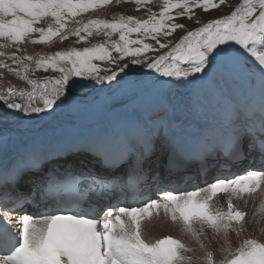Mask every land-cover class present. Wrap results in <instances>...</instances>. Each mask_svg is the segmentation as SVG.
<instances>
[{
	"label": "snow or ice",
	"instance_id": "obj_1",
	"mask_svg": "<svg viewBox=\"0 0 264 264\" xmlns=\"http://www.w3.org/2000/svg\"><path fill=\"white\" fill-rule=\"evenodd\" d=\"M149 2L135 0L137 5ZM111 3L0 0V38L5 41L0 48L18 46L35 33L39 36L32 43L47 44L56 37L67 39L64 33L70 20ZM225 4L226 0H163L159 13H151L146 19L123 14L111 20L89 19L69 33L78 37V42L86 41L94 32L105 37L118 34V40L108 41L110 47L99 43L41 56L35 60L36 69L60 73L58 78L43 83L28 80L25 75L30 65L24 61H32V56L12 53V64H22L23 72L3 61L0 68L28 80L32 89L17 91L9 86L7 94L0 92L4 106L0 123L15 122L21 116L31 119L32 114L51 115L65 105L78 106L76 93L95 87L94 81H114L123 94L135 91L139 82L126 80L125 69L143 65L145 54L156 50L145 39L151 38L159 48H165L167 45L158 37L170 36L185 27L174 22L177 16L193 19L195 9L207 13ZM174 9L180 11L173 15ZM46 18L52 23L36 26ZM133 33L139 38L132 39ZM113 52L118 55L114 57ZM125 57L131 58L129 63L110 75H101L107 69L97 61L115 64ZM146 67L154 70L148 85L152 107L137 111L130 125H109L90 137L79 150L91 159L82 160L79 169L71 162L65 167L72 177L70 185L60 186L49 175L45 196H50L52 202L45 196L37 202L35 193L26 195L20 190L25 173L40 170L42 146L18 147L15 133L0 130V264H193V256L188 253L194 249L181 239L169 235L155 240L144 237L143 224L161 214L179 224L201 249L204 244L199 241L205 229L223 233L226 238L229 233L238 236L244 231L247 213L234 200L246 202L248 197L264 193V168L216 178L191 191H162L154 199H148L145 192L149 182L160 184L180 166L187 168L199 162L203 169L209 158L221 154L226 162L240 161L245 156V142L248 151L258 152L264 163V0H241L230 14L187 31L174 47L148 61ZM241 73L258 75L259 103L250 96L246 104L237 106L220 91L210 94L213 85H223ZM49 83L52 87L47 86ZM14 95L27 96V101H13ZM37 96L42 106L35 105ZM178 103H186L198 119L187 124L174 122ZM129 126L133 129L131 136L126 132ZM162 163L164 177L160 174ZM57 169L53 165L49 172ZM26 182L38 184L35 179ZM68 191L71 195L65 196ZM218 194L227 196L226 211L212 207ZM93 195L96 201L115 198L118 202L130 199L141 203L120 207L105 204L106 211L98 219V207L90 202ZM26 204H35L37 211L29 212ZM260 211L264 212V204ZM5 212L15 214L18 231L13 230V221L3 215ZM228 251L219 264H264V242L258 239L245 238L234 251ZM201 259L203 264H216L211 251H205Z\"/></svg>",
	"mask_w": 264,
	"mask_h": 264
},
{
	"label": "rangeland",
	"instance_id": "obj_2",
	"mask_svg": "<svg viewBox=\"0 0 264 264\" xmlns=\"http://www.w3.org/2000/svg\"><path fill=\"white\" fill-rule=\"evenodd\" d=\"M241 0H226L225 5H221L219 9L209 11L207 13H204L200 9H195V17L193 19H188L187 16H177L175 19V23L178 24H183L185 27L176 29L170 36H163L161 35L158 37L161 43L166 44L167 47L165 48H159V46L156 44L154 40L151 38L145 39L146 43H150L153 45V48L156 49L155 51H151L146 53L147 60L143 65H131L129 68H126L125 71L127 72V75H133V74H138L141 73L144 70H147L146 63L150 61L151 59H154L156 56H158L160 53H163L166 49L171 47L172 45L176 44L183 35L186 34L187 31H190L196 27H199L202 23H205L211 19H216L219 17H222L224 15H228L231 13L232 10L239 4ZM163 6V0H150L149 3L144 4V5H137L135 3V0H120L119 3L116 2V0H112V3L109 5H106L102 8H98L94 11H89L87 13H83L80 16L74 18V20L69 21L68 29L65 31V35L67 36V39L61 40L59 37L54 38L50 43L47 44H41V43H32V39L36 38L39 36L38 33L31 34L29 38H26V40L16 46H10L5 48H0V52H3L4 55L0 56V61H3L4 63L8 64L10 68H16L19 69L21 72H23V66L22 64L15 65L12 64V59H11V54L16 53L18 57H24V56H32L33 60L32 61H24L25 63H29V71L25 74L28 77V80H34V81H39L43 83L46 80H52L54 78H58L60 76L59 72H54L52 69H48L45 71L44 69H36L35 68V60L39 59L41 56H48L51 54H54L57 51H62V50H67L69 48L75 47V48H84V47H91L95 44L99 43H106L108 44V41H115L118 40V34H113L111 37H105L103 33H93L92 36H89L86 41H81L78 42V37L75 35L69 34L71 31H74L77 27H80L82 23L87 22L89 19H113V18H118L119 15L123 14L125 16L132 15L140 19H146L151 13H159V11L162 9ZM179 9H174L173 10V15H175L177 12H179ZM196 18L199 19V23L196 22ZM49 21V22H48ZM76 21H79L80 23H76ZM50 23H52L51 18H46L45 20L41 21L38 25V27H47ZM171 23V22H170ZM86 35V33H82ZM132 39H137L139 38L137 34L133 33L131 35ZM5 41L0 38V44H4ZM110 47L111 45L108 44ZM136 45H133L135 47ZM10 49V50H9ZM19 49V51H17ZM8 50V51H7ZM11 51V53H10ZM8 52V53H7ZM118 54L113 52V56H117ZM143 58V57H141ZM130 57H125L123 60H119L117 63L113 64L108 61L104 62H99L97 61L96 63L100 64L103 69H107V71H102L101 75H110L111 71H116L118 68L123 67L125 64L129 63ZM1 69V68H0ZM3 69V68H2ZM1 69V70H2ZM11 74L16 75L11 72ZM28 74V75H27ZM154 75V74H153ZM153 75L149 76L147 79L142 80L138 83L137 88L135 91H130L126 94L121 93L119 90L114 89L112 92V97L111 100H120V99H125L126 98V112H132L136 108H142L148 105L152 100H151V90L148 87L150 81L152 80ZM159 75V74H155ZM16 77L21 78L23 81L22 83H19V87L23 88L25 86L26 88H29L31 84L28 83V80L23 79L19 75ZM20 81V80H19ZM230 81V80H229ZM4 83V89L0 90L6 91V87L9 85L6 79H0V83ZM95 87L87 90V91H82L76 93L78 98L80 97L83 99H86V96L90 95L95 89L98 90L103 82H93ZM22 84V85H21ZM101 84V85H100ZM21 85V86H20ZM48 87H52L51 83L47 85ZM222 86V85H221ZM215 87V85H214ZM98 88V89H97ZM95 90V91H96ZM137 94L136 96H133ZM19 99V100H18ZM19 102H26L27 101V96L24 97H18L16 96L15 99ZM80 103L78 106L75 107H69L67 105L62 106L59 109H56V111L52 112L51 115L47 114H32L31 119H25L24 116H21L18 122L25 123L24 128L29 129L32 124H37V123H47V122H54L57 120L56 118L59 117V114L61 112L62 120L68 115H75L82 113L87 110V100L83 102L82 100H79ZM36 106H42V102L39 100L38 96L35 101ZM179 105H186V103H178L177 107ZM65 108V109H64ZM51 111V110H49ZM75 111V112H74ZM178 111V112H177ZM120 113H124L123 111H119ZM180 111L177 109L173 115L178 116ZM113 114V113H112ZM111 114V115H112ZM110 115V118H111ZM126 117V116H125ZM173 117V116H172ZM46 118V119H45ZM178 118V117H177ZM197 119V118H196ZM43 120V121H42ZM112 120V119H111ZM109 120V121H111ZM195 119H193L194 121ZM31 122V123H30ZM29 124V125H28ZM68 126H65L62 130L67 131ZM75 128V127H74ZM33 128H30V131ZM36 130V129H35ZM35 130L33 131L35 134ZM33 132L30 134L29 141L31 138H33ZM71 132H74L71 130ZM33 135V136H32ZM25 141V142H27ZM16 143L17 144H20ZM256 217V216H255ZM255 217L251 218V227H257L260 231L264 229V216L259 217L260 221L258 222V219ZM261 225V227L259 226ZM250 228V227H249ZM257 235V238H259V235ZM215 236H218L215 234ZM264 238V237H262ZM207 239V237L205 238ZM245 239L244 237H241V240ZM234 241L236 240L235 235H234ZM237 241V240H236ZM235 241V242H236ZM238 242V241H237ZM236 242V243H237ZM207 248L210 247V243H208ZM217 245V244H215ZM204 246H205V240H204ZM236 248V247H235ZM209 251L213 252V250L208 249ZM201 254V253H200ZM193 264H196L193 258Z\"/></svg>",
	"mask_w": 264,
	"mask_h": 264
},
{
	"label": "bare ground",
	"instance_id": "obj_3",
	"mask_svg": "<svg viewBox=\"0 0 264 264\" xmlns=\"http://www.w3.org/2000/svg\"><path fill=\"white\" fill-rule=\"evenodd\" d=\"M5 51H6V48H5ZM10 53H11V51H10ZM1 69H0V79H6L7 82L9 83V85L6 88H8L9 86H12L17 91H19L20 89H23L26 92L31 91L32 85H30L29 88H26L25 86H23V88L19 87L18 86L19 83H22L23 80L21 78L16 77V75L11 74V72H9V71H7L5 69H2V70ZM235 79L238 81V83L231 84L229 86L228 90L223 94V95H225V96H227L229 98L230 103L233 104V105H236L237 102L240 101V99H241V94L239 92V88H242V89H250L251 91H254V90H259L260 87H261L260 86V82H259L258 75H251V74H243V73H241ZM112 83L115 84L114 81H112ZM3 85H4L3 82L0 83V90H2V89L5 88ZM220 87H221L220 84H216L214 88H211L209 90L210 91V94H215L216 91H220L219 90ZM2 93L3 94H7L6 91H2ZM181 94H184V93H181ZM248 95H250V93H248ZM15 97L16 96L14 95V96L11 97V99H13ZM82 98L80 97L79 100H82L83 101ZM89 98H90V96L89 97L86 96V99H84L83 102H85ZM177 109L180 111L178 113L179 115L178 116L173 115V117H172L175 120V122H183V123L187 124L189 121H193V119H195V118L198 119V117L194 116V114L185 105H179V107H177ZM82 113H85L86 114L87 112L84 111ZM3 115H4V106H3L2 103H0V117H2ZM62 116L63 115L60 112L59 117H57L56 118L57 120H55L54 122L37 123L36 125L35 124H32L30 126V128H33V129L31 131H30V128L29 129L24 128L25 123H21V122H18V121H15V122L9 121L7 123H0V130H5L6 129L9 132L15 133V136L17 138L16 139V143L21 142L20 144H17L18 147H23V146L27 145L29 142H31L33 140H36V139H45V140L47 139L46 141H48V137H51L55 133L57 135H59L58 136L59 138H63V139H66V140L67 139H71V140H68V141L75 142L76 144H82V143H84L83 141H81V139L74 138L73 135H76L77 133H79L80 135L83 134L82 131H87L88 129H90V126L89 125L78 124L76 122L67 123L65 120L62 121ZM71 116H75V115H71ZM71 116H69V117H71ZM121 117L122 118H127L128 117V114H126L125 112L122 114V113L119 112V109H118V111H114L113 114L111 115V118L109 116L105 120V122H107V121L109 122V120H111V119L112 120L110 122H113V121H115V120H117V119H119ZM65 126H68L67 131H63L62 132V130H63V128ZM72 128L76 129L77 132H75V131L74 132H71ZM34 130H35V134L33 132ZM32 132H33V135H34V136L32 135L33 138H31L29 141H27L29 139L30 134ZM25 141H27V142H25ZM214 202L216 203L217 200H215ZM263 202H264V200H263ZM261 204H262L261 202H259L258 200H255V199H247L246 202L245 201L238 202V205L240 207H243V209H245L248 212V214H249V218L246 217V221H247V219L248 220L249 219L251 220V218L252 217H255V216H256L255 218L258 219V222L260 221V218L259 217L264 216V212H261L260 211V205ZM259 226L261 227L260 224H259ZM252 228H254V229H252ZM252 228L246 227V230L243 231V232H241L238 236L236 234H234V233H229V235H228L227 238L225 237L224 234L221 235L220 240H219V243H218V247H216L215 251L213 250L214 251V253H213L214 260L216 261V264H219V262L222 259H224L225 257H227L229 255V251H228L229 248L232 251L235 250V247H237L236 246V242L237 241L238 242H241L242 241L241 240V237H244V238L255 237V238H257V235L256 234H258L259 237H261V238L264 237V229L262 231H260L256 226L255 227H252ZM154 231L155 232L152 233L150 227H148L146 229L147 235L150 236L151 238H155L156 236H158L160 234L169 232L170 229H169V227H168L167 224H161V225H157L155 227ZM234 235H235V238L237 240V241L235 240L236 242L233 240L234 239ZM262 239L264 240V238H262ZM226 240L228 242H226ZM199 243H203L204 244V239L200 238ZM207 245H209V244L208 243H205L204 248L201 249L199 247L198 242H197V246L200 249L196 253L197 260L194 259V261H195L196 264H203V260L201 259V257L203 256V253L205 251H209L208 248H207ZM222 249H224V250L222 251Z\"/></svg>",
	"mask_w": 264,
	"mask_h": 264
}]
</instances>
